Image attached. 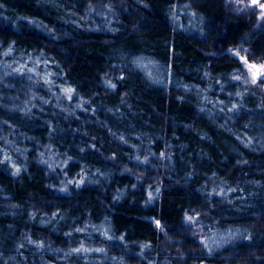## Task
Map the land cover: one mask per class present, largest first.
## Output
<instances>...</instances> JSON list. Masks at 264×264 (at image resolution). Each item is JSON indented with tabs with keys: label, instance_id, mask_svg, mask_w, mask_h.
<instances>
[{
	"label": "trees",
	"instance_id": "1",
	"mask_svg": "<svg viewBox=\"0 0 264 264\" xmlns=\"http://www.w3.org/2000/svg\"><path fill=\"white\" fill-rule=\"evenodd\" d=\"M239 44L263 58L264 27L224 0H0V264H264V91Z\"/></svg>",
	"mask_w": 264,
	"mask_h": 264
},
{
	"label": "rangeland",
	"instance_id": "2",
	"mask_svg": "<svg viewBox=\"0 0 264 264\" xmlns=\"http://www.w3.org/2000/svg\"><path fill=\"white\" fill-rule=\"evenodd\" d=\"M228 1H229L228 7L232 10V12L244 16L250 23H252L254 29L264 27V17L261 16V13L264 12V9H261L259 7L260 4H264V0H258V3L255 5L251 3V0H228ZM192 9H190V7L188 8L189 16H193L194 14ZM179 12L181 14L182 4L181 2L176 1L172 8V13H175L174 20L177 27H180L179 24L180 21L176 17L177 13ZM196 21H197L196 18L195 19H193L192 17L187 18V22L191 27L190 29L193 30L196 29ZM227 52L239 60V62L241 63L242 67L246 72V78L248 82L254 87V90H256L259 93L264 91V83H260L259 80L257 81L256 84H253L251 82L252 73L260 71V66L264 65V57L260 59L259 57H256L258 58L257 60H250L248 57L249 49L246 45H237L234 48L228 49ZM237 52L239 53V55H236ZM212 53L213 51L208 49L204 50L203 52L206 59L213 58ZM240 57H245L248 63L245 64L240 59ZM140 65L143 67V69L149 76H151L154 79H159L161 73H160V68L157 64L149 60H142V63ZM249 65H256V67L250 68ZM242 235H243V231L240 230L239 228H235L231 230H215V231H211L207 236L202 238V243L207 253H213L215 251H218L226 244L237 241L239 238L242 237Z\"/></svg>",
	"mask_w": 264,
	"mask_h": 264
},
{
	"label": "snow or ice",
	"instance_id": "3",
	"mask_svg": "<svg viewBox=\"0 0 264 264\" xmlns=\"http://www.w3.org/2000/svg\"><path fill=\"white\" fill-rule=\"evenodd\" d=\"M251 3L255 5V4L258 3V0H251ZM259 7H260L261 9H264V4H260ZM261 16L264 17V12L261 13ZM236 55H239V53L237 52ZM240 59H241L245 64L248 63L245 57H240ZM249 67H250V68H255L256 65H249ZM236 79L239 80L240 78H239V77H236ZM258 80L261 81V82H264V65H261V66H260V71H257V72H253V73H252V80H251V82H252L253 84H256ZM69 91H71V90H69ZM188 219L191 220L192 217H188ZM157 226H159V222H157ZM77 251H79V249H77Z\"/></svg>",
	"mask_w": 264,
	"mask_h": 264
},
{
	"label": "flooded vegetation",
	"instance_id": "4",
	"mask_svg": "<svg viewBox=\"0 0 264 264\" xmlns=\"http://www.w3.org/2000/svg\"><path fill=\"white\" fill-rule=\"evenodd\" d=\"M225 1V4L228 5L229 1L228 0H224ZM239 45H244V44H239ZM228 49H231V48H228ZM227 49V51H228ZM213 57L216 55L215 52L212 53Z\"/></svg>",
	"mask_w": 264,
	"mask_h": 264
}]
</instances>
